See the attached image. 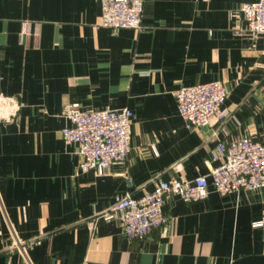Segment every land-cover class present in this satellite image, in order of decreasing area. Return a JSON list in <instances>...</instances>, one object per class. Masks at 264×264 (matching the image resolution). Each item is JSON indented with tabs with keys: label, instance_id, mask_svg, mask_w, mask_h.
<instances>
[{
	"label": "crops",
	"instance_id": "1",
	"mask_svg": "<svg viewBox=\"0 0 264 264\" xmlns=\"http://www.w3.org/2000/svg\"><path fill=\"white\" fill-rule=\"evenodd\" d=\"M252 1L144 0L139 31L98 26L101 0H0V264H264V187L170 196L168 233L144 239L104 215L220 163L219 125L189 129L178 87L222 80L229 139L264 132V34L239 11ZM67 102L133 111L124 163L79 171Z\"/></svg>",
	"mask_w": 264,
	"mask_h": 264
},
{
	"label": "built area",
	"instance_id": "2",
	"mask_svg": "<svg viewBox=\"0 0 264 264\" xmlns=\"http://www.w3.org/2000/svg\"><path fill=\"white\" fill-rule=\"evenodd\" d=\"M239 11L246 20L241 30L244 34L253 37L264 34V0L244 2ZM143 12L144 0H101L98 26L140 31L144 28ZM39 34L37 23L35 31L24 28L22 37L33 35L37 40ZM227 95L222 80L182 85L174 91L179 114L189 129L219 125L218 131L223 136L218 137L214 154L220 163L208 174L193 179L183 176L157 179L154 189L139 198L130 193L117 195L104 215L117 220L129 238L144 239L154 230L168 233L172 218L166 214L164 205L170 196L193 202L207 198L212 191L226 195L264 187V132L229 139ZM62 114L70 120L62 134L67 143L77 147L79 171L93 170L103 176L112 165L125 162L131 147L133 111L130 108L85 110L79 103L67 102ZM262 224L263 221L255 222ZM18 245L23 246L22 242Z\"/></svg>",
	"mask_w": 264,
	"mask_h": 264
}]
</instances>
